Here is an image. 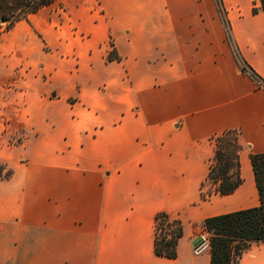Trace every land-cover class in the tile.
I'll return each instance as SVG.
<instances>
[{"label": "crops", "instance_id": "1", "mask_svg": "<svg viewBox=\"0 0 264 264\" xmlns=\"http://www.w3.org/2000/svg\"><path fill=\"white\" fill-rule=\"evenodd\" d=\"M221 1L264 80V11ZM230 128L241 182L200 200L210 138ZM250 152L264 89L214 0H54L0 42V264H209L198 224L259 204ZM160 210L182 222L172 258L154 253ZM238 264H264V243Z\"/></svg>", "mask_w": 264, "mask_h": 264}, {"label": "trees", "instance_id": "2", "mask_svg": "<svg viewBox=\"0 0 264 264\" xmlns=\"http://www.w3.org/2000/svg\"><path fill=\"white\" fill-rule=\"evenodd\" d=\"M54 0H0V37L16 22L26 19L43 6ZM220 13L222 1L214 0ZM264 11V0L254 2L252 12ZM223 14V13H222ZM225 26V36L239 69L248 74L258 87L264 89V80L239 56L229 32V24L220 14ZM112 55H108L111 59ZM210 141L213 155L208 164L207 174L199 185L200 200H207L213 194H229L240 184L239 154L243 148L237 129H225ZM249 159L258 192L259 204L253 207L204 218L198 226L209 234V264H238L242 252L253 242L264 243V152L249 153ZM210 183L207 189L204 186ZM182 236V222L170 213L160 210L154 215L153 249L156 255L176 256V244Z\"/></svg>", "mask_w": 264, "mask_h": 264}, {"label": "rangeland", "instance_id": "3", "mask_svg": "<svg viewBox=\"0 0 264 264\" xmlns=\"http://www.w3.org/2000/svg\"><path fill=\"white\" fill-rule=\"evenodd\" d=\"M222 13H223V9L220 10V13H219V14L223 15ZM23 21H28V16H27L26 19H23ZM222 23H223V22H222ZM223 27H224V30H225V26H224V24H223ZM5 32H6V31H5ZM5 32H4V33H5ZM4 33H3V34L1 35V37H0V42L2 41V36L4 35ZM236 62H237V61H236ZM239 65H240V64L238 63V66H239ZM22 134H23V132L18 131L17 134L13 136L12 140L15 141L16 139H20V137L22 136ZM0 174H1V169H0ZM5 175H8V173H6ZM210 186H211V184H210V183H207V184L204 186V188L207 189V188H209ZM197 227H198V229H197V235H203V236H205L206 238H208L209 234L205 231V229H203V228H201V227H199V226H197Z\"/></svg>", "mask_w": 264, "mask_h": 264}, {"label": "built area", "instance_id": "4", "mask_svg": "<svg viewBox=\"0 0 264 264\" xmlns=\"http://www.w3.org/2000/svg\"><path fill=\"white\" fill-rule=\"evenodd\" d=\"M208 244V238L203 235H197L192 242V248L194 252H199Z\"/></svg>", "mask_w": 264, "mask_h": 264}]
</instances>
